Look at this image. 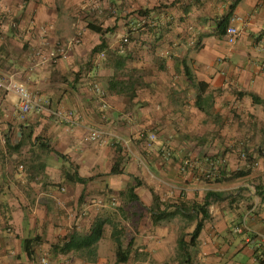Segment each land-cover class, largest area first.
<instances>
[{
    "label": "crops",
    "instance_id": "obj_1",
    "mask_svg": "<svg viewBox=\"0 0 264 264\" xmlns=\"http://www.w3.org/2000/svg\"><path fill=\"white\" fill-rule=\"evenodd\" d=\"M235 3L0 0V79L24 85L36 100L48 102L51 111L61 110L71 118L58 123L50 112L34 110L21 120L18 95L0 89V154L26 159L29 151L36 161L31 166L39 168L33 176L29 169L17 170V164H0V264H29L43 256L50 264H185L177 251L179 220L188 217L180 211L169 216L176 211V206H169H201L211 192L221 197L210 199L209 218L192 212L196 217L191 227L195 229L198 221L204 224L192 248L194 263L264 264V0H238L232 9ZM230 12V26L239 30L234 44L217 30V22ZM90 26L113 31L102 38ZM127 30L140 37L129 46L133 68L143 69L147 64L139 61L140 55L148 59L155 54L148 48L155 46L156 55L167 61L156 82L146 80L145 93L133 99L131 109L125 95L110 89L118 71L115 60L124 55L119 37ZM102 39L106 48L93 53ZM184 60L194 83L207 84L203 98L210 97L215 113L225 118L226 125L218 128L210 122L218 133L206 132L213 129L206 126L207 106L203 103L204 111L197 107L198 87L185 76ZM96 84L104 96L95 92ZM252 95L261 101L255 103ZM185 99L191 115L185 113ZM189 121L194 122L188 126L196 130L193 136L185 126ZM150 124L160 131L157 144L146 147L143 154L136 150L124 172L112 174L118 153L110 140L141 139ZM94 128L107 136L91 145L88 138ZM5 135L12 147L20 145L17 150L5 146ZM23 140L32 142L36 152L26 150ZM41 141L46 149L38 148ZM241 148L256 159L255 166L251 158L241 157ZM142 159L144 169L138 165ZM220 159L225 164L220 166ZM185 162L189 165L184 168ZM75 172L92 180L82 184L66 178ZM235 172L245 175L234 177ZM129 183L139 200L130 189L128 200L136 207L126 206L123 216L134 229L127 244L121 241L125 262L119 260L117 244L107 234L94 254L62 253L56 248L73 234L90 232L103 210L89 206V199L108 186L126 200ZM158 207L167 216L156 224L152 210ZM79 210L83 213L77 217ZM236 226L244 231L236 232ZM25 240H30V257Z\"/></svg>",
    "mask_w": 264,
    "mask_h": 264
},
{
    "label": "rangeland",
    "instance_id": "obj_2",
    "mask_svg": "<svg viewBox=\"0 0 264 264\" xmlns=\"http://www.w3.org/2000/svg\"><path fill=\"white\" fill-rule=\"evenodd\" d=\"M140 35H141V37H143L144 34L140 33ZM119 38L121 41V43H119L121 46L120 48L125 54L126 52H128L130 50L129 46L131 45V43H133L135 40H138L140 37L138 38V36L136 37L135 35H130L129 31L127 30L125 32V34H121ZM124 38H128L129 41L127 43H124L123 42ZM156 48H157V46H155V48H148L149 51H152V50L155 51V54H153V56H150L148 59L144 55H140L141 58H139V61H144V64H147L143 67V69H141L143 71L133 68L132 67L133 59L128 60V57H127V58H125L124 68L119 70L117 73V75L121 78L135 77L138 80V84H136V86L138 85V86H140V88H138V90H137V96H138V94L143 95L145 93L144 87H145L146 82H148L146 80H149L150 82H156V81H154V78H157V79L159 78L158 73H160V71H164L162 69L163 67L165 69L167 68V61L165 59H163V57H161L160 55H156ZM122 58L123 57H118L115 60L116 64L119 61V59H122ZM172 61H176V60L173 59V60H171V62ZM189 62H190V60H189ZM147 85H148V83H147ZM125 98H126V102H127V109L133 108L132 107L134 105L133 99H130L127 96H125ZM140 102L143 105V102L142 101H140ZM211 103H213L212 99H210V97L205 96L204 97V104H206V106H207L206 109L208 110L207 113L205 112L206 113L205 119L208 122V125L206 124V126L213 128V129H208V131H206L208 136H210L211 134H215L216 132L218 133L216 128L212 126L213 122H216V125H214V126H216L217 128L219 127L217 125H221V126L226 125V124H224L225 118L223 116H219L218 114L215 113V111H214L215 108H214V106L210 105ZM184 105H185V113L191 115L192 111L189 108L190 102L188 101V99L187 100L185 99ZM0 117H1V115H0ZM186 121H188V119ZM199 122H201V121H199ZM210 122H212V123H210ZM192 123H194V122L189 121V124L186 125L187 122H185V126H186L187 130L189 128H191L192 132H190V131L189 132L193 136L194 135L193 132H196V130H194L192 127H188L189 125H192ZM9 124H10L9 125L10 130H11V128L14 126L10 122H9ZM144 131L145 132L142 133L141 139L134 140L131 137L127 138L124 136L123 139L113 138L110 140V143H113V147L116 149V152L118 153L116 162H118V164L120 165L121 170L126 169L127 165L130 162V155H132L133 153H137L136 150H140V152L143 154V152H146L145 148L150 147L148 145V138H147L150 133H154L156 136L160 133L157 125L155 126V125H151V124H150V126H146L144 128ZM207 134L204 136H207ZM5 137H6V135H5ZM156 139L158 140V136L156 137ZM102 140H100V141H102ZM26 141H28V140H23V143L25 142L24 145L26 147V150H31V152L32 151L36 152L35 149L33 150V148H32L33 147L32 142L26 143ZM156 141H154V143L151 145L155 146V144H157ZM42 142H44V141H42ZM88 142H90L91 145H94L99 141L89 140ZM24 145H22V147ZM5 146H6V143H5ZM192 146H195V145H192ZM38 148L42 149L40 147V145H38ZM248 149H249V147H248ZM23 150H25V148H23ZM27 154L34 161V158H35L34 155L30 154L29 151H27ZM5 155L6 154H4V153L0 154V164L11 163V165H13V166H14V164H17V166H16V167H18V168H16L17 170L19 169L22 171H26L27 169H29L30 171L32 170L31 173L33 175L37 174L38 171L35 168L36 166L33 165V169H34L33 170L31 167V163L27 162L28 160H31V159H28L29 157H27L26 159H23V158L15 159V158L11 157L10 159H8L11 155L10 156H7V155L5 156ZM247 155H248V159H249V157L252 156L251 154L249 155L248 153H247ZM2 160H4L3 163H2ZM25 162H27V163H25ZM138 165H140L139 167H141V168L143 167V169H144V167H145L144 166L145 165L144 159H142V161L141 160L138 161ZM14 171H15V169H14ZM124 179H126V178L124 177ZM132 180L135 181L134 179H132ZM62 185H63V183H62ZM130 187H131L130 183L127 184L126 191L124 192L126 200L120 199V197L116 196L112 192V189H110L107 186V188L104 189L103 192H99L97 194L98 197L96 196V197L91 198L87 201V204L89 203V206L97 205L98 207H100L101 210H103V212L100 213L99 217L95 220V222L97 220L105 221V234H107L108 236L110 235V239L114 242H115L114 237L116 235H118L119 239L121 241L125 242V244H127L131 240V238L133 237V232H134L133 225H132L133 223H132V221L128 220L126 217H123L127 214L125 209L128 206H131L133 209H135V207H136V203L132 202L131 200H128V198H129L128 196L130 194V189H131ZM59 188L61 189V187H59ZM124 188H125V186H124ZM114 202H115V204H113ZM122 202H125V204H126V205H124V207H123ZM118 212H121L122 217H117ZM82 213H83V210H79L77 217H79L80 214H82ZM193 223H194L193 220L191 221L189 218H185L184 220H181V219L179 220V226L182 229L180 237L184 236L188 242L190 240L189 238H190V235L192 233V230L194 229L193 227H191ZM191 253H192V257L194 258V252L192 251Z\"/></svg>",
    "mask_w": 264,
    "mask_h": 264
},
{
    "label": "trees",
    "instance_id": "obj_3",
    "mask_svg": "<svg viewBox=\"0 0 264 264\" xmlns=\"http://www.w3.org/2000/svg\"><path fill=\"white\" fill-rule=\"evenodd\" d=\"M237 1L238 0H236V3L232 6V9H234L236 7ZM231 13L232 12H230V14L221 18L217 22L218 35L224 36L226 34L227 29L230 27V22H231V17H232ZM90 30L100 34L102 36V38L106 34L113 31V29H110V28L104 30L100 27H95V26H90ZM105 48H106V42H105V39H102L101 43L93 49V53L102 52ZM121 57H123V58L119 59V61L116 64L118 71L124 68L125 58L128 57V52H126L124 55H121ZM182 65L184 67L185 76L187 77L188 81L194 85H197V87H198V95H197L196 104L200 110L204 111L203 94L205 93V91L207 89V84H205L203 82H199L198 84H195L194 83V77L192 75L190 66L187 63V61L184 60L182 62ZM162 69L164 70L165 68L163 67ZM118 71H117V73H118ZM117 73L112 78V80L110 81V89L112 91H115L116 94H118V95H125V96L129 97L130 99H134L137 96V90L135 89V86H136V84H138V80L135 77L121 78L117 75ZM252 98H253V101L255 103H259L261 101L259 98H257V96L252 95ZM46 105L51 107L48 102L46 103ZM5 143H6V146L10 150L11 149L17 150L20 146V145H18L16 147H12L11 146V140L8 137V135L5 137ZM39 145L41 148L46 149V147H47L46 143L42 142V141L39 143ZM48 151H50L49 148H48ZM55 153L58 155L59 158H63V159L67 158L63 154H60L58 152H55ZM1 154H2V152H1ZM38 157L41 158V156H38ZM249 159L252 160V157H249ZM3 162H4V160H2V163ZM27 162L34 164L35 160L34 161L28 160ZM27 162H25V163H27ZM31 167L33 169V165ZM35 168L37 171H39L38 167H35ZM122 172L123 171L120 170V165L118 164V162H115L113 167H112L111 173L112 174H121ZM37 173H39V172H37ZM244 175H245L244 172H235L234 173V177H241ZM66 178L72 182L82 183V184H87L89 181L92 180V178L85 179V178L80 177L77 172H75L73 174H71V173L66 174ZM136 180H137V183L139 185H143V182L141 180H139L137 178H136ZM131 193H132L131 195H133L132 197L134 199L139 200V198L136 195H134V188H131ZM212 197H221V194L212 193V192L208 193L206 198H205L204 204L201 206H198L197 204H193L191 207H189V206H187L186 203H184V204L180 203L179 205L175 204L173 206L171 205L169 207H175L176 206V211H174L173 213L168 214V215L173 216L176 214V212L180 211L181 213L183 212V214L185 216H187L191 221L192 220L194 221L196 215L195 216L192 215V212L196 211L197 213L198 212L202 213L204 218H209V215H208L206 208L210 204V202H211L210 199ZM131 201H132V199H131ZM159 207H160V205H159ZM159 207H158V210H155V209L152 210L153 220L156 224L158 222H160L164 217L167 216L166 210H160ZM198 208H199V210H197ZM203 225H204L203 221L197 222L194 231L190 235L189 242L186 240V238L184 236H181L178 240V251H177L178 255H177V257L180 261H183L185 264H196L193 262V257H192L191 252L193 251L192 248H195L197 245V240H198L200 233L203 229ZM104 235H105V221L97 220L93 224L92 229L90 230V232L87 235L73 234L71 237H69V239L64 240L61 247L57 246L56 248H59L62 253H68L72 250H88L89 253L94 254L97 244L104 238ZM114 238H115V242L117 244L118 258L121 262H125L127 260V258L122 253L121 240L119 239L118 235H116ZM23 243H24V247H25V249H26V251L30 257L32 255V252L30 250V240H25Z\"/></svg>",
    "mask_w": 264,
    "mask_h": 264
},
{
    "label": "built area",
    "instance_id": "obj_4",
    "mask_svg": "<svg viewBox=\"0 0 264 264\" xmlns=\"http://www.w3.org/2000/svg\"><path fill=\"white\" fill-rule=\"evenodd\" d=\"M238 36H239V30L233 26H230L225 34V37L230 44H234L237 41ZM128 41H129L128 38H124L123 40L124 43H127ZM37 55H39V53H37ZM0 89L5 90L6 92H15L18 95L19 97L18 117L21 120L25 119L27 115L33 112L34 110H37L40 112H44V111L50 112L53 116H55L58 123L71 121V118L68 117L66 114H64L61 110L51 111L52 109L49 106L36 100L35 96L32 94V92H30V90L27 87H25L22 84H18L11 79H7V80L0 79ZM94 89L96 93L104 96V92H102L101 88L97 84L94 85ZM105 136H107V133L103 129L94 128L90 130L88 140L100 141ZM156 137L157 136L154 133H150L148 135L149 146H151V144H153L154 141H156ZM241 157L245 160H249L247 152L243 148L241 150ZM223 162L224 160L220 159L219 165L221 166ZM250 163L254 164L255 166L258 162L256 161V159H253ZM186 165H189V163L185 162L184 168ZM215 173L216 175H220V169H216ZM113 204H115V202ZM235 231L241 233L242 231H244V228L242 226H236ZM29 264H50V262L47 256H43L40 259L32 260Z\"/></svg>",
    "mask_w": 264,
    "mask_h": 264
}]
</instances>
